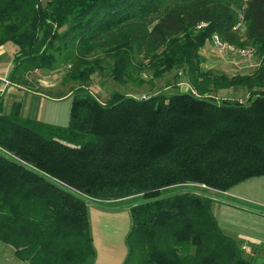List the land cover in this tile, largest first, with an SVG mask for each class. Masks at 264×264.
<instances>
[{
    "label": "trees",
    "instance_id": "16d2710c",
    "mask_svg": "<svg viewBox=\"0 0 264 264\" xmlns=\"http://www.w3.org/2000/svg\"><path fill=\"white\" fill-rule=\"evenodd\" d=\"M213 33L252 47L257 65L204 67ZM5 42L8 82L63 66L75 85L58 95L66 124L19 115L18 101L4 112L0 96V241L16 258L92 264L87 204L126 202L121 264H264V244L243 249L211 208L264 175V0H0ZM103 66L122 85L174 69V88L100 100L87 86ZM226 88L244 97L214 95Z\"/></svg>",
    "mask_w": 264,
    "mask_h": 264
},
{
    "label": "rangeland",
    "instance_id": "374dc122",
    "mask_svg": "<svg viewBox=\"0 0 264 264\" xmlns=\"http://www.w3.org/2000/svg\"><path fill=\"white\" fill-rule=\"evenodd\" d=\"M8 45L11 44L8 43ZM13 53V48L5 45L4 50L0 55V66L11 63L13 59ZM224 55H226V53H224ZM254 58L256 59L255 56ZM255 59H253V63H251V65L254 64ZM241 60L245 65H249V62L247 60ZM101 64L103 65V63ZM255 65H257V63H255ZM174 71V69L169 70L163 76L158 78H150L149 75L145 74L143 76L144 81L140 85L136 83H126L122 85L119 82L113 81L107 74V68L103 66L102 70L97 69L95 70V72L90 74L89 84L87 88H89L90 92L95 94L100 100L106 99L113 90L126 91L135 95L152 93L158 90H169L174 88V86L172 85L175 80L173 76ZM64 72L65 67L63 66H60L58 70L52 72L42 71L40 69H36L34 71L32 70L25 73V77L27 80L25 86L47 93L48 96H58L60 94H65L68 92V90H73V87H75V85L73 81L63 80ZM9 83L10 82H8L6 76L0 78L1 89H4V87L9 85ZM240 90L242 91V93L238 97L243 98L244 91L242 89ZM18 94L19 97L15 101L19 102V115L37 118L42 121L55 124H66L69 97L52 100L49 97H39L35 95L34 92L27 89H25L24 91H18ZM214 95L218 99L223 96H227L226 94L219 92H216ZM229 96L230 95H228V97ZM2 102V110L4 112H9L12 100L7 97L6 92L3 94ZM234 189L237 192H240L244 196L248 197L247 199H238V201L235 202L236 204L232 203L235 205L232 207L235 208H232L230 212H233L237 215L236 221H241L244 215L251 214H248L247 212L242 210V208L236 210L237 208L243 207L244 209H246L247 204L256 207L262 206L260 205L261 203H259V201H256V199L264 198V175L252 176L244 182L238 183ZM218 206L222 207L223 209H227L226 205L222 204V201H220L219 199ZM127 207L128 206L126 202H116L104 205H96L91 202L87 204V215L91 237L93 233V261L95 260V257H98L99 261L102 264L122 263L123 258L126 254L125 235L128 230V227H126V219L128 222H130L129 211ZM118 227L119 229H116ZM226 229L230 232V234H236L233 230L229 228ZM108 255H110V262L106 263L103 261L102 257L105 256L107 258Z\"/></svg>",
    "mask_w": 264,
    "mask_h": 264
},
{
    "label": "crops",
    "instance_id": "0c3cea01",
    "mask_svg": "<svg viewBox=\"0 0 264 264\" xmlns=\"http://www.w3.org/2000/svg\"><path fill=\"white\" fill-rule=\"evenodd\" d=\"M8 43L10 42H5L4 44L0 45V55L4 50L5 45L13 48V52H14L15 46L12 43H10L11 45H8ZM200 54L203 57L204 67L213 68L216 71H223L227 74H232L235 72L251 71L256 66L255 63H257L256 59L254 58L255 59L254 64L245 65L244 62L240 59V57H238L237 55H233V54L230 55V53H226V55H224V53H219L210 41H207L205 45H203L200 48ZM11 65L12 62L7 63L4 66H0V78L6 76V73L10 69ZM178 83L183 89L186 88L187 86V84L183 81ZM25 89L34 92L35 95L42 98L49 97L52 100H57L65 97V96H48L47 93L41 92L40 90L21 87L16 84L9 83V85L4 87V89L0 88V96L2 97L1 99L3 101V94L6 92L7 97H9L12 101H15L19 97L18 91H24ZM217 92L224 93L227 96L234 95L236 97H238L242 93L240 89L232 90L231 88L219 89ZM248 178H245L244 180H241L233 184L227 190L221 192L219 195H216V198L213 200L211 205L212 213L216 218L220 227L227 232L229 231L226 228L233 230L234 233H236L233 235L235 236L237 235L236 237L241 241L240 242L241 246L246 251H248L250 247L253 245L257 246L259 244H264V198L256 199V201H259V203H261L260 205L262 206L260 207L244 204L247 207L246 209H244L243 207L237 208L236 210L242 208V210H244L248 214H251V215H244L241 221H236L237 215L234 214L233 212H230L232 208H235L232 207L235 206L232 203H235L236 201H238V199L248 198L247 196H244L243 194L237 192L234 189L238 183L244 182ZM218 199L222 201V204L226 205L227 209H223L222 207L218 206ZM233 199H237V200H233ZM126 225H127L126 227H129V222L127 221V219H126ZM116 229H119V227ZM92 239H93V233H92ZM5 244L6 243L4 242L0 243V264H26L23 260H20L15 257L11 246ZM102 258L104 262L106 263L110 262V255H108L107 258L105 256H103ZM92 264H102V263L99 261L98 257H95V260L93 261Z\"/></svg>",
    "mask_w": 264,
    "mask_h": 264
},
{
    "label": "built area",
    "instance_id": "2783aa9c",
    "mask_svg": "<svg viewBox=\"0 0 264 264\" xmlns=\"http://www.w3.org/2000/svg\"><path fill=\"white\" fill-rule=\"evenodd\" d=\"M211 43L219 53H230L237 55L243 60H247L249 64L253 63L254 54L253 49L250 46H235L223 39H221L217 34L213 33L211 35ZM144 96V95H140Z\"/></svg>",
    "mask_w": 264,
    "mask_h": 264
}]
</instances>
